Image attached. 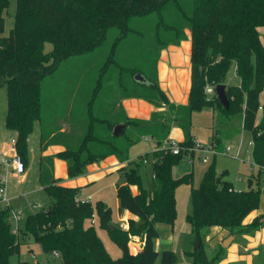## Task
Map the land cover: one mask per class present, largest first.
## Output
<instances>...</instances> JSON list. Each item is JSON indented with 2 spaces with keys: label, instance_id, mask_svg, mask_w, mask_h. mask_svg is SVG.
I'll return each instance as SVG.
<instances>
[{
  "label": "trees",
  "instance_id": "obj_1",
  "mask_svg": "<svg viewBox=\"0 0 264 264\" xmlns=\"http://www.w3.org/2000/svg\"><path fill=\"white\" fill-rule=\"evenodd\" d=\"M9 5L10 0H0V86H7L6 128L17 132L16 149L26 167L36 122L41 149L64 146L55 156L41 158L40 182L50 204L27 216L24 233L33 235L45 251L59 250L64 264H156L158 259L160 264H176L177 252L158 251L155 240L159 223L173 226L177 221V187L193 181V173L180 178L173 173L184 152L159 148L122 168L126 183L117 188L119 212L129 210L139 216L129 220L128 229L114 221L106 203L82 202L79 187L60 184L53 175V159L66 160L68 175L75 178L85 174L89 164L110 155L127 161L130 148L145 134L167 139L171 125L165 115L155 112L149 120H140L125 114L121 100L137 97L170 107L185 134L180 145L194 144V111L208 107L218 117L238 116L241 125L234 134L242 130L252 134V159L262 172L264 45L258 27L264 25V0H16L14 25L4 35ZM186 30L192 40L191 90L187 105H175L159 84L157 62L163 49L187 39ZM47 43L51 50L45 49ZM69 59L78 60L71 62L75 70H62L60 65ZM85 59H102L95 83L86 81ZM232 67L239 85L227 84ZM137 73L146 82L137 81ZM219 84H226L228 108L216 94L205 91L208 85ZM260 105L262 117L257 122ZM119 124L125 129L115 136ZM150 155L153 182L145 188L140 166ZM226 173L217 174L212 162L199 186L191 190V211L185 219L191 225L193 245H200L198 250L185 251V256L193 264H221L227 257L222 244L209 253L206 229L220 226L241 238L264 227V215L244 223L260 207L259 181L256 187L235 190ZM131 185L138 186L137 194ZM95 214L98 225L121 248L120 257L113 258L107 250L92 221ZM144 235L143 249L138 251L133 243L132 251V237ZM19 249L8 212L0 210V264H10ZM257 250L253 264H264V245Z\"/></svg>",
  "mask_w": 264,
  "mask_h": 264
},
{
  "label": "rangeland",
  "instance_id": "obj_2",
  "mask_svg": "<svg viewBox=\"0 0 264 264\" xmlns=\"http://www.w3.org/2000/svg\"><path fill=\"white\" fill-rule=\"evenodd\" d=\"M8 13L6 14V22H5V31L4 35H8L11 28L14 25L15 20V12H16V0H10V5L8 8ZM45 49L51 50L52 44L47 43ZM83 62V59H81ZM102 60V59H101ZM100 59H94V61L88 62L86 59L84 61L85 70H86V81L88 83H95L96 76L98 77V68L101 65ZM75 61L78 63V60L69 59L64 61L60 68L65 71L75 70L71 62ZM90 68V69H89ZM59 70V71H62ZM58 71V70H57ZM59 73V72H57ZM227 84L238 85L239 77L236 73L234 67H232L227 76ZM7 86L4 84L0 86V149L1 146L6 143L7 148L11 144V139L15 135L10 133L6 128L5 119L7 114ZM215 112L211 108H204L202 110H196L193 112L192 116V125H193V134L195 135V140L199 141L201 144L207 145L210 141V137L213 135L215 130H227L225 128L228 124L236 123L238 124L240 121L238 116H233V119H229L228 117H216ZM225 128V129H224ZM252 137L248 131L243 134V145L248 143V138ZM222 140L224 144H232L237 146L240 142L241 136L228 140L225 138L224 134L222 135ZM248 139V140H247ZM158 142L156 139L152 138L150 140H141L135 146H133L129 152V157L131 160L137 159L140 155L146 154L154 150L155 143ZM29 152H28V163L26 167V172L24 175L20 177H15L10 174L8 177L7 188L8 192L12 197L11 204L15 209H21L23 211V224L27 216L30 213L42 210L46 208L50 204V198L47 195L46 191L41 187V183L39 181V158L41 154V144H40V128L39 122L35 123V127L33 132L30 135L29 139ZM157 145V144H156ZM193 161V162H192ZM215 162L216 171L218 174L227 170L226 178L232 181L233 186L236 190H245L248 189L251 185L256 187L257 182L259 181L260 187L262 189V201L260 207L264 206V170L260 172V168L255 165L252 155L251 160L241 159L240 157H236L235 155H218V157L213 160H210L209 163L203 162L199 155H195L193 158L185 157L179 164L174 167L173 173L176 178H180L185 174L193 173V181L192 183H181L176 190V198L178 205V219L182 221L185 220V216L187 212L191 211V190L193 187H198L201 179L203 177L204 171L208 168V166ZM152 156H148L144 160V162L140 166V173L142 176V183L145 188H150L152 186L153 177H152ZM0 172L5 173V167L0 166ZM259 179V180H258ZM116 180V181H115ZM116 183H126V179L122 171L114 170L107 175L100 178L98 182L94 183L93 189L100 188V192L94 196V199H102L105 200L107 204H109L116 213L117 207L119 208V200L116 193ZM92 188V186H91ZM90 188V190H91ZM86 190V187L82 190ZM84 193L88 192L85 191ZM23 194L24 196H20ZM37 203L38 206L33 208L32 204ZM96 201H93V205ZM41 205V206H40ZM94 224L96 225L100 236L102 237L104 244L107 250L110 252L113 258H118L122 255L121 248L111 239L108 231L105 228H101L97 222V215H94ZM264 221V220H263ZM264 231V227L260 229V231ZM208 235L206 237V246L209 253L215 249V247L219 246L221 243H217L216 245L212 244L207 238L209 237L210 228L206 229ZM228 234H231L230 232ZM140 237V236H138ZM139 238H135L133 240H138ZM20 240V249L18 253L13 255L10 258V264H16L19 260L22 261H32L33 255L39 257L42 251V247L40 243L36 240V238L28 234L25 238L21 237ZM236 240V239H235ZM234 242V240H233ZM132 241L130 240L129 245L130 249L132 248ZM136 246V245H135ZM228 248V247H226ZM181 249L192 250L195 249L193 245V238L190 234L184 233L181 235L180 243L178 246L177 255L179 262H183V257L187 259L186 256L181 255ZM136 251V250H135ZM134 251V252H135ZM50 256V255H49ZM183 256V257H182ZM188 260V259H187ZM189 261V260H188ZM190 262V261H189ZM156 264H160V259L156 261Z\"/></svg>",
  "mask_w": 264,
  "mask_h": 264
},
{
  "label": "crops",
  "instance_id": "obj_3",
  "mask_svg": "<svg viewBox=\"0 0 264 264\" xmlns=\"http://www.w3.org/2000/svg\"><path fill=\"white\" fill-rule=\"evenodd\" d=\"M258 30L260 33L261 41L264 45V25L259 26ZM186 34H187V39L183 40L180 44H178V45L171 44L168 47H166L165 49H163L161 51L160 58L157 62V72H158L159 84H160L161 88L168 95L170 102L175 104V105H187L189 102V94H190V90H191V74H192L191 31L186 30ZM234 69H235V67H234ZM239 84H240V78H239ZM260 101L264 102V90L262 91V93L260 95ZM121 105L124 108L125 114L129 118H136V119H140V120H149L152 117L153 113H155V112L163 114L167 117V120L170 122V125H171V130H170V133H169V136L167 139L160 141L158 138L151 137V136L146 135V134L141 137V140H146L143 138L144 136L149 137L148 140H150L152 138L156 139L158 142L155 143L154 150L159 149L161 146H164L165 144H169L170 142L180 143V142L184 141V139H185L184 131L181 127H179L174 122L173 115L171 114L170 107L168 105H164L162 107H157L153 103H151V102H149L143 98H137V97L124 98L121 100ZM212 110L215 112V115L217 117L218 116L217 111L214 109H212ZM261 117H262V111L259 110L258 115H257V122L260 121ZM239 121L240 122L238 124L233 123V121H232V124L231 123L228 124L225 127V128H227V130H225V131L223 130V132H222V130H215L213 132V135L210 137L209 143L216 142L219 145V148L222 149L225 146L224 141L221 138L223 134H224L225 138L228 140H233V139L241 136L240 140H242V142H243L242 138H243V134L245 132H247L246 130H242L239 134H236V135L234 134L235 127L238 128L241 125V120L239 119ZM39 128H40V123H39ZM8 131L15 135L12 138H16V136H17L16 131L9 130V129H8ZM192 134H193V125H192ZM193 137L195 138L194 134H193ZM248 139L250 140V139H252V137H250ZM40 141H41V139H40ZM137 144H135V145H137ZM135 145H133V146H135ZM246 146H247V142L245 145H243V148H244L243 151L245 150ZM5 147H6V143H4L1 146V149L9 150L10 145L7 148H5ZM40 148H41V146H40ZM131 148H130V150H131ZM63 149H64V146H62V145H50L46 149H41V154H40V158H39V161H40L39 162V181H40L41 158L45 157V156H55L58 152L62 151ZM130 150H129V152H130ZM154 150H152V151H154ZM218 155H222V154H218ZM218 155L214 156L213 160H215L218 157ZM129 161H131L130 157L127 161L122 162L118 159V157L116 155H110V156L104 158L103 160L89 164L87 166V170H86L85 174H83L81 176H77L75 178H70L68 175V165H67L66 160L59 158V157H54V159H53V175L56 179H58L59 183L62 185L69 186V187H79L80 192L78 194V199L85 200V199L90 197L89 202L92 204H93V201H96V202L102 201V202L106 203L105 200H102V199H96L95 200L94 199V196L100 192V188L93 189V187H95L94 183L98 182L100 180V178H102L103 176L107 175L108 173H110L116 169L122 171V168L126 167L129 163ZM152 164H153V160H152ZM226 172H227V170H226ZM122 173H123V171H122ZM152 177H153V170H152ZM226 179L228 181H230L228 178H226ZM230 182H232V181H230ZM122 184L123 183H116V193H117L118 186L122 185ZM91 186H92V188H91ZM41 187L43 188L42 185H41ZM85 187H86V190L85 189L84 190L88 191L86 193H84V190H82ZM90 188H91V190H90ZM233 188L236 190V188L234 186H233ZM131 190L134 194H137L139 192L137 185H131ZM22 195L23 194H20L19 197ZM107 205H109V204H107ZM177 210H178V205H177ZM116 211H117L116 213H114V211H113L114 221L120 223V225L125 229H128V226H129L128 222L130 219L139 220V216L131 213L129 210L119 212V208L117 207ZM261 215H264V206L262 207V205H261V207H259L258 209L252 211L249 215H247V217L244 220V223L245 224L251 223L255 218H257ZM178 218H179V216H177V221H176L175 225H173V226H170L167 224H162V223H159L157 225L159 228V237L155 240V247L158 251H161L164 248H168V249H172L175 252H177L178 251L177 249H178V246L180 243V239H181V235H183L184 233L191 235V230H192L191 225L186 221V219L184 221H182L181 220L182 218L181 219H178ZM185 218H186V216H185ZM262 220H264V218H262L261 221ZM210 233L211 234L209 235L207 240H209L214 245H216L217 243L222 244L226 240V238H228L230 235L234 234V233L228 234L229 231L227 229H223L220 226L211 227ZM135 238H139V239L133 240ZM233 240H234V242L232 241L229 244V247L227 248V257L221 262V264H225V263H229V262H235L238 264H253L255 256L258 253L257 248L261 245H264V231L259 230L253 236L252 235H244L241 238H239L238 234H236V237ZM131 241H132V243L133 242H140V241H142L141 236L140 237L134 236V237H132ZM138 251H140V250H138ZM185 251H187V250H185ZM185 251H184V249H181V255L184 254V256H185ZM178 264H193V263L189 262L187 259H185V257H183V262H179Z\"/></svg>",
  "mask_w": 264,
  "mask_h": 264
},
{
  "label": "built area",
  "instance_id": "obj_4",
  "mask_svg": "<svg viewBox=\"0 0 264 264\" xmlns=\"http://www.w3.org/2000/svg\"><path fill=\"white\" fill-rule=\"evenodd\" d=\"M215 89L216 85H208L205 91L208 95H212L216 94ZM259 110L263 111L262 105L259 106ZM143 138L149 139V137L147 136H144ZM253 146V139H250L248 141L244 151L242 140H240L237 146L226 144L222 149L219 148V145L216 142H211L205 145L201 144L199 141L194 140V144L192 146L180 145L176 142H170L169 144H165L160 148H170V150L174 154H180L184 152L185 157L188 158H193L195 155H199L203 162L209 163L210 160L218 154H232L236 157H240L241 159L247 158V160H251ZM0 166L5 167V173L0 172V210H7L11 234L15 236L16 241L20 243V236L23 238L28 236V234L24 233L23 231V211L21 209L13 208L11 204L12 197L9 194L7 188L8 177L10 176V174L15 177H20L26 172V165L16 149V138H12L9 150L0 149ZM81 201L89 202L90 197ZM37 206V203L32 204L33 208ZM92 221L93 223L95 222L94 217ZM16 264H64V262L62 253L59 250L53 249L51 251H45L42 249L39 257L33 255L31 262L27 260H19Z\"/></svg>",
  "mask_w": 264,
  "mask_h": 264
},
{
  "label": "water",
  "instance_id": "obj_5",
  "mask_svg": "<svg viewBox=\"0 0 264 264\" xmlns=\"http://www.w3.org/2000/svg\"><path fill=\"white\" fill-rule=\"evenodd\" d=\"M135 79L137 81H140V82H146V77L141 74V73H137L135 75ZM226 84H219L216 86V95L218 97V99L221 101V103L226 107L228 108L229 107V99H228V96H227V92H226ZM125 129V125L123 124H119V125H116L115 128H114V135L115 136H120L122 135L123 131ZM263 221V220H262ZM236 237V234H232L230 235L228 238H226V240L222 243L224 247H229V244L233 241V239ZM141 240L140 242H133L134 245H136V247L138 248V250H142L144 245H145V235L144 236H141ZM199 245L200 243H198L195 247V250H198L199 249Z\"/></svg>",
  "mask_w": 264,
  "mask_h": 264
}]
</instances>
